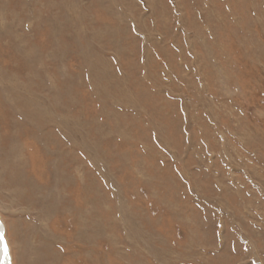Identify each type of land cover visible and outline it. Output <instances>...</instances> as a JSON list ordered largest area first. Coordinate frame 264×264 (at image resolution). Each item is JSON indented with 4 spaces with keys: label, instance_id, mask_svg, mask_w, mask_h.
<instances>
[{
    "label": "rangeland",
    "instance_id": "374dc122",
    "mask_svg": "<svg viewBox=\"0 0 264 264\" xmlns=\"http://www.w3.org/2000/svg\"><path fill=\"white\" fill-rule=\"evenodd\" d=\"M0 222L12 264H264V0H0Z\"/></svg>",
    "mask_w": 264,
    "mask_h": 264
},
{
    "label": "bare ground",
    "instance_id": "6f19581e",
    "mask_svg": "<svg viewBox=\"0 0 264 264\" xmlns=\"http://www.w3.org/2000/svg\"><path fill=\"white\" fill-rule=\"evenodd\" d=\"M0 229H1L0 231L3 230V238L0 235V264H12V260H11L9 251L7 253V257H5L4 247H5L6 242L5 243L3 242L5 231H4V227L1 224V222H0Z\"/></svg>",
    "mask_w": 264,
    "mask_h": 264
},
{
    "label": "snow or ice",
    "instance_id": "6c2138e0",
    "mask_svg": "<svg viewBox=\"0 0 264 264\" xmlns=\"http://www.w3.org/2000/svg\"><path fill=\"white\" fill-rule=\"evenodd\" d=\"M4 253H5V257H7L8 248H7V245L6 244H5V247H4Z\"/></svg>",
    "mask_w": 264,
    "mask_h": 264
},
{
    "label": "water",
    "instance_id": "95a60500",
    "mask_svg": "<svg viewBox=\"0 0 264 264\" xmlns=\"http://www.w3.org/2000/svg\"><path fill=\"white\" fill-rule=\"evenodd\" d=\"M1 230V229H0ZM0 235H1V237L3 238V230L2 231H0ZM3 242L5 243V240L3 239ZM6 244V243H5Z\"/></svg>",
    "mask_w": 264,
    "mask_h": 264
}]
</instances>
